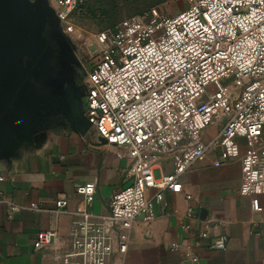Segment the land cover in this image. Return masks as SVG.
<instances>
[{
    "label": "built area",
    "instance_id": "built-area-1",
    "mask_svg": "<svg viewBox=\"0 0 264 264\" xmlns=\"http://www.w3.org/2000/svg\"><path fill=\"white\" fill-rule=\"evenodd\" d=\"M87 1L51 0L49 5L62 25ZM186 4L172 17L152 9L96 36L99 62L86 73L84 114L106 144L125 150L131 183L112 195L105 215H92L81 205L68 211L66 199L55 201V214L73 218L69 248L58 264L123 258L136 219L151 222L162 192L183 193L181 177L216 150L214 167L240 160L239 195L250 198L252 212H259L264 197V0ZM213 125L218 132L204 142V131ZM238 140L248 149L243 155ZM163 155L170 157L172 173L155 178ZM75 193L90 204L96 185H78ZM30 209L38 210L35 204ZM185 218L194 219L191 207ZM55 237L52 230L38 231L33 249L50 247ZM206 237L199 233L194 245ZM209 249L225 250V239Z\"/></svg>",
    "mask_w": 264,
    "mask_h": 264
},
{
    "label": "crops",
    "instance_id": "crops-1",
    "mask_svg": "<svg viewBox=\"0 0 264 264\" xmlns=\"http://www.w3.org/2000/svg\"><path fill=\"white\" fill-rule=\"evenodd\" d=\"M210 130L204 131V142L217 133L208 135ZM238 143L243 155L248 149L243 140ZM217 155L211 152L181 177L183 193L163 191L153 220L144 223L138 217L128 231L126 254L113 255L107 264H264V197L259 212H252L250 198L239 195L240 160L214 167ZM130 165L123 148L99 144L93 135L83 137L54 122L45 124L31 145L0 161V264H58L69 248L73 218L55 214V201L66 199L68 211L81 205L92 215H105L112 195L130 185ZM171 173L170 157L161 156L154 177ZM89 182L95 183L96 195L85 205L75 187ZM32 204L37 211L30 209ZM10 205L20 210L11 212ZM189 207L193 220L185 218ZM40 230H52L56 237L53 245L35 251ZM199 233L207 237L195 246ZM220 238L226 249H209ZM171 244L178 250L171 251Z\"/></svg>",
    "mask_w": 264,
    "mask_h": 264
},
{
    "label": "water",
    "instance_id": "water-1",
    "mask_svg": "<svg viewBox=\"0 0 264 264\" xmlns=\"http://www.w3.org/2000/svg\"><path fill=\"white\" fill-rule=\"evenodd\" d=\"M48 0H0V161L33 143L47 123L93 135L85 81Z\"/></svg>",
    "mask_w": 264,
    "mask_h": 264
},
{
    "label": "rangeland",
    "instance_id": "rangeland-1",
    "mask_svg": "<svg viewBox=\"0 0 264 264\" xmlns=\"http://www.w3.org/2000/svg\"><path fill=\"white\" fill-rule=\"evenodd\" d=\"M49 2L51 0H48ZM188 0H90L85 13L73 14L60 26V32L68 41L78 72L85 77L98 62L96 36L110 30L123 19L157 9L164 17H172L187 7ZM210 133L218 132L210 126ZM209 127V128H210ZM216 135V134H215ZM157 178V175H155Z\"/></svg>",
    "mask_w": 264,
    "mask_h": 264
},
{
    "label": "trees",
    "instance_id": "trees-1",
    "mask_svg": "<svg viewBox=\"0 0 264 264\" xmlns=\"http://www.w3.org/2000/svg\"><path fill=\"white\" fill-rule=\"evenodd\" d=\"M89 1L90 0H88L82 7H81V9H80V11L79 12H77L78 14H82V13H85V11H86V9H87V5H88V3H89ZM140 14H142V13H140ZM140 14H138V15H140ZM113 28V27H112ZM111 28V29H112Z\"/></svg>",
    "mask_w": 264,
    "mask_h": 264
},
{
    "label": "flooded vegetation",
    "instance_id": "flooded-vegetation-1",
    "mask_svg": "<svg viewBox=\"0 0 264 264\" xmlns=\"http://www.w3.org/2000/svg\"><path fill=\"white\" fill-rule=\"evenodd\" d=\"M85 77H86V75H85ZM85 77H81L80 75H79V72H78V82H79V84H80V82L81 81H83L84 79H85ZM82 103H83V100H82Z\"/></svg>",
    "mask_w": 264,
    "mask_h": 264
}]
</instances>
